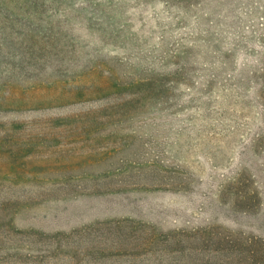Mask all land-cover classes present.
<instances>
[{
    "label": "rangeland",
    "instance_id": "1",
    "mask_svg": "<svg viewBox=\"0 0 264 264\" xmlns=\"http://www.w3.org/2000/svg\"><path fill=\"white\" fill-rule=\"evenodd\" d=\"M0 264H264V0H0Z\"/></svg>",
    "mask_w": 264,
    "mask_h": 264
}]
</instances>
